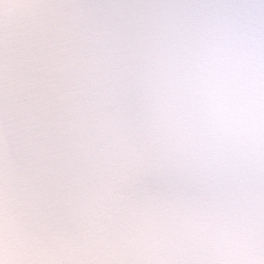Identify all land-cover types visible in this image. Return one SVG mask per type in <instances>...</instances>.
Masks as SVG:
<instances>
[{
    "label": "snow or ice",
    "instance_id": "obj_1",
    "mask_svg": "<svg viewBox=\"0 0 264 264\" xmlns=\"http://www.w3.org/2000/svg\"><path fill=\"white\" fill-rule=\"evenodd\" d=\"M0 264H264V0H0Z\"/></svg>",
    "mask_w": 264,
    "mask_h": 264
}]
</instances>
